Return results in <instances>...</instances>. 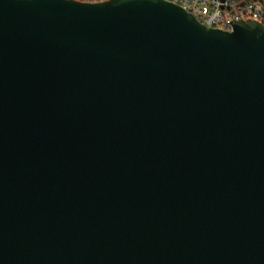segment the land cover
I'll use <instances>...</instances> for the list:
<instances>
[{
	"label": "water",
	"instance_id": "water-1",
	"mask_svg": "<svg viewBox=\"0 0 264 264\" xmlns=\"http://www.w3.org/2000/svg\"><path fill=\"white\" fill-rule=\"evenodd\" d=\"M0 264H264V24L0 0Z\"/></svg>",
	"mask_w": 264,
	"mask_h": 264
},
{
	"label": "built area",
	"instance_id": "built-area-1",
	"mask_svg": "<svg viewBox=\"0 0 264 264\" xmlns=\"http://www.w3.org/2000/svg\"><path fill=\"white\" fill-rule=\"evenodd\" d=\"M103 1V0H84ZM191 13L197 21L222 30H231L240 20H256L264 24V7L256 0H166Z\"/></svg>",
	"mask_w": 264,
	"mask_h": 264
},
{
	"label": "trees",
	"instance_id": "trees-1",
	"mask_svg": "<svg viewBox=\"0 0 264 264\" xmlns=\"http://www.w3.org/2000/svg\"><path fill=\"white\" fill-rule=\"evenodd\" d=\"M256 1H260V2H262L263 7H264V0H256ZM263 22H264V20H263Z\"/></svg>",
	"mask_w": 264,
	"mask_h": 264
}]
</instances>
